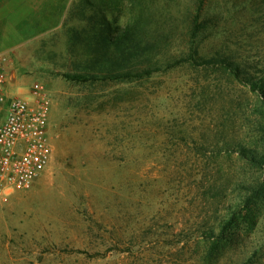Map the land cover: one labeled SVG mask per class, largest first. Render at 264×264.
Here are the masks:
<instances>
[{"label": "rangeland", "instance_id": "rangeland-1", "mask_svg": "<svg viewBox=\"0 0 264 264\" xmlns=\"http://www.w3.org/2000/svg\"><path fill=\"white\" fill-rule=\"evenodd\" d=\"M122 41L164 71L89 81ZM0 53L54 147L0 199V264H264V0H0Z\"/></svg>", "mask_w": 264, "mask_h": 264}, {"label": "built area", "instance_id": "built-area-1", "mask_svg": "<svg viewBox=\"0 0 264 264\" xmlns=\"http://www.w3.org/2000/svg\"><path fill=\"white\" fill-rule=\"evenodd\" d=\"M11 66L0 53V199L31 188L54 158L50 90L34 82L27 92L13 94Z\"/></svg>", "mask_w": 264, "mask_h": 264}, {"label": "trees", "instance_id": "trees-1", "mask_svg": "<svg viewBox=\"0 0 264 264\" xmlns=\"http://www.w3.org/2000/svg\"><path fill=\"white\" fill-rule=\"evenodd\" d=\"M104 37V35H102ZM121 37V39L126 38ZM106 40L108 41L109 38L105 37ZM106 42L99 47L95 48V54L92 58V63L90 66H93L94 70H99L98 72L92 73V75H89V81H96V80H101L103 81L104 79H126V78H140L142 79L144 76H152L155 73L163 72V66L160 61L156 63H152L145 67L144 70L141 71L140 73L138 72H131L127 70L126 72H120L118 71L119 69L121 71H125L131 62L133 61V58L135 55H138V51H144L145 47L138 46L137 44H134V46L128 45L126 46L125 41L122 42ZM113 45H112V44ZM104 55L111 56V59L109 60V67L105 68L103 65V61H101V56L103 57ZM115 55H118V57L114 58ZM96 67V69H95ZM255 90V89H254ZM260 189L264 190V183L259 187Z\"/></svg>", "mask_w": 264, "mask_h": 264}]
</instances>
